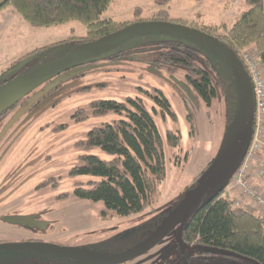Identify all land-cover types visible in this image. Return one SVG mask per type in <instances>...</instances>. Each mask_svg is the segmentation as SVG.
Listing matches in <instances>:
<instances>
[{"label":"rangeland","instance_id":"rangeland-1","mask_svg":"<svg viewBox=\"0 0 264 264\" xmlns=\"http://www.w3.org/2000/svg\"><path fill=\"white\" fill-rule=\"evenodd\" d=\"M194 2L113 0L103 18L130 24L153 20L157 11L166 10L170 19L191 26V23L180 20V17L188 21L191 19L190 9ZM136 8L141 9L139 17L134 14ZM86 32L87 27L77 21L50 27H33L13 7L5 4L0 10V79L28 58L27 55H31L33 50L72 37H84ZM158 39L137 38L95 63L62 73L37 88L28 99L0 118V142L3 144L0 179L5 184L7 194L5 212L17 216L32 212L38 215L39 223L46 224L44 228L33 226L29 231L12 223L0 222L2 241L23 243L36 235L45 243L56 241L79 251L80 259H73L77 263L67 258L51 257L60 264H103L105 260L115 259L149 238L178 197L191 186L194 177L215 157L232 117V113L226 117L224 93L220 90L218 99L206 107L186 83L183 70L175 77L170 76L163 67H156L153 62L162 51L156 44ZM57 49L60 51L64 47ZM244 52L258 55L254 46L241 49L239 53ZM52 53L47 52L46 58L49 59ZM202 59L197 61L202 64ZM220 68L228 79L227 71L222 66ZM225 87L223 91L228 90L232 99L231 107H234L236 100L232 84H226ZM154 88L162 90L168 98L174 116L166 114L164 117L155 113L156 103L151 96ZM129 99L142 101L153 115L164 141L167 175L161 186V195L152 207L137 215L120 217L108 210L102 202L78 198L74 194L75 181L86 182L95 178L73 176L71 170L82 153L76 143L84 140L92 128L119 120L113 113L93 115L89 104L98 100H114L126 103L130 110H136ZM80 110L87 111L89 118L84 119L79 114ZM167 131L179 132L181 136L180 146L175 150L167 144ZM237 145L231 156L237 153ZM174 152L180 157L174 155L172 158ZM91 154L110 159L98 149L91 151ZM263 155L259 154L248 173L250 187L254 191L258 190L252 184L264 181L257 174ZM53 180H58V184L52 183ZM43 182L47 184L38 189V185ZM29 189L31 192L38 190L29 197L31 193L26 192ZM223 192L224 198L232 197L234 202L240 201L241 206L247 205L249 210L238 208L264 215L259 206L242 195L241 189L229 191L227 187ZM258 192L264 195L263 191ZM174 238L175 232L167 237L172 244ZM157 250H165L163 243L155 246L151 252L121 264H148L149 256ZM0 253L12 258L6 264H19L15 258L38 261L43 257L31 249H2ZM165 254L168 252L165 251L151 263H164ZM86 259L94 261L84 262ZM218 261L211 264L236 262L233 259L231 263ZM241 264H253V261H241Z\"/></svg>","mask_w":264,"mask_h":264},{"label":"trees","instance_id":"trees-1","mask_svg":"<svg viewBox=\"0 0 264 264\" xmlns=\"http://www.w3.org/2000/svg\"><path fill=\"white\" fill-rule=\"evenodd\" d=\"M112 1L8 0L6 4L13 7L22 19L33 27L64 25L72 21L80 22L87 27L84 37H72L33 50L31 55H36V59L14 74L31 70L39 61H50L77 44L97 40L126 26V23L103 18ZM246 3L248 9L238 17L231 28L224 25H201L194 28L217 37L238 55L241 49L254 46L264 66V0H246ZM134 14L139 17L141 9L136 8ZM153 20L184 24L170 19L166 10H159ZM156 44L162 48L158 58L153 62L156 67H163L170 76L175 77L183 70L186 83L192 87L206 107H210L218 99L221 90L226 102V117L228 113H232L233 116L231 96L228 90L227 93L223 91L226 84L232 83V77L224 65L197 47L178 40L159 38ZM62 46L64 49L56 50V47ZM49 51L53 53L47 59ZM53 55L55 57H52ZM202 58L204 62L200 64L197 59ZM221 66L227 71L228 79L221 72ZM6 76L12 78V75L7 73ZM2 80L0 79V85ZM232 89L236 100L234 88ZM153 91L154 94L151 96L156 103L155 113L164 117L166 114L174 116L170 110V102L162 90L154 88ZM129 101L135 105L136 110H130L126 103L114 100H98L89 104L93 115L105 116L113 113L119 120L92 128L84 140L76 143V147L82 153L71 170L73 176L95 178L86 182L75 181L74 194L78 198L95 203L102 202L108 210L120 217L137 215L152 207L161 195V186L167 175L164 141L153 115L142 101L134 99ZM79 114H82L84 119L90 116L85 110H80ZM180 140L179 132L167 131L166 141L171 149H177ZM95 149L108 155L110 159H102L91 154ZM174 155H177L176 152L172 154V158ZM198 178L199 176H196L193 179L191 186L178 197L173 207L196 186ZM234 203L232 197L218 196L201 206L184 227V242L187 245H194L200 253L207 249H220L243 257L241 259L244 261L252 260L256 264H264V215L244 211L234 206ZM165 217L166 215L163 219Z\"/></svg>","mask_w":264,"mask_h":264},{"label":"water","instance_id":"water-1","mask_svg":"<svg viewBox=\"0 0 264 264\" xmlns=\"http://www.w3.org/2000/svg\"><path fill=\"white\" fill-rule=\"evenodd\" d=\"M7 1L0 0V8ZM143 37L178 40L193 45L205 54L217 59L232 77L231 84L236 94L234 114L226 127L215 157L198 178L196 186L187 192L183 199L171 209L146 241L115 259L105 260L106 262L103 264H121L139 257L154 248L175 230L177 242L181 250H184L186 243L183 241V230L189 219L201 206L217 198L235 175L250 147L255 124L253 86L240 56L225 42L192 26L160 20L136 21L97 40L77 44L50 61H39L31 70L19 73L0 85L1 117L30 93L54 77L73 68L95 63L122 45ZM34 59H36V55L29 56L9 70L7 74L14 73ZM237 143L239 146L237 153L231 156ZM5 219L11 223H23L24 219L27 218L10 216ZM0 249H31L52 257L80 259V253L75 248L40 242L3 244ZM208 252L243 258L220 249H208ZM86 261L92 262L94 260L86 259Z\"/></svg>","mask_w":264,"mask_h":264},{"label":"flooded vegetation","instance_id":"flooded-vegetation-1","mask_svg":"<svg viewBox=\"0 0 264 264\" xmlns=\"http://www.w3.org/2000/svg\"><path fill=\"white\" fill-rule=\"evenodd\" d=\"M5 6V5H4ZM2 6L0 8V10L4 7ZM29 69V68H28ZM27 69V70H28ZM26 71V70H25ZM15 73V72H14ZM9 74V75H12V78L18 74ZM14 75V76H13ZM12 78H7V76L5 78H3L2 80V83L5 82V81H8ZM36 91V90H35ZM35 91H33L32 93H34ZM30 93V94H32ZM30 94L25 97V100L29 98ZM164 94V93H163ZM165 96V94H164ZM166 97V96H165ZM167 98V97H166ZM168 99V98H167ZM24 100V99H23ZM24 100V101H25ZM21 102V101H20ZM2 142H0V171H1V165H2V158H3V154H2ZM179 155V154H177ZM180 157V155H179ZM212 161V160H211ZM209 163L205 166V168L196 176H199L204 172V170L208 167ZM195 176V177H196ZM194 177V178H195ZM52 183H54L55 185L58 184V180H53ZM47 184L46 183H41L38 185V189L39 188H44V186ZM37 189V190H38ZM5 184L4 183H1V179H0V222H4V223H11V222H8L6 221L5 218L7 217H10V216H17V215H7V213L5 212V205H6V200H7V194H5ZM37 190H34V192L32 191L31 192V189H29L28 191L26 192H29L31 193L29 195V197H32L34 194L37 193ZM33 194V195H32ZM20 217H24V218H27V219H24L25 221H23V223H12L13 225H17L18 227H20L21 229H26V230H29L31 231L33 229V226H37V227H45L46 224H43V223H39L38 220H37V217L38 215L35 214V213H32V212H27L25 213L24 215H19ZM18 217V216H17ZM162 222V220H161ZM160 222V223H161ZM159 223V224H160ZM158 227V226H157ZM155 231V230H154ZM175 234H176V239L173 240V244L172 242L169 241V239H167V237H165L160 243L158 244H161L163 243V247L165 250L163 251H155L151 256H149V260L148 264H152L151 262L156 260L157 257H160L161 254H163L165 251L166 253L168 252V254L166 255L165 254V259L166 261H164V263H158V264H211V263H214V262H217L219 259L222 260V261H218V263H221L223 261H226L228 263H231L232 259L233 260H236V262H234L233 264H241V261H244L242 260L241 258H238L236 256H229V255H225V254H222V253H213V252H208V249L207 250H204L205 252L204 253H200L199 252V249L196 248L194 245H187L186 243V247L184 250H181V247L180 245L178 244L177 242V233H176V230L174 231ZM173 233V232H172ZM152 235V234H151ZM148 239V238H147ZM147 239H145L144 241H146ZM143 241V242H144ZM167 241L170 242V244L167 243ZM184 241V239H183ZM24 242H35V243H45L42 241L41 238H38L36 235L33 237V238H30ZM3 244H16V243H9V242H5V241H2L0 239V246L3 245ZM45 244H55V245H60V246H64L65 244L64 243H57L56 241H50L49 243H45ZM142 244V243H141ZM157 244V245H158ZM156 245V246H157ZM2 249H0L1 251ZM153 250V248L151 250H149L148 252H151ZM147 252V253H148ZM43 257L38 260V261H35L34 259H31L30 261L26 260V261H22V260H19V259H16L15 260L19 263V264H60L59 262H56L54 260L51 259L52 256H49V255H46V254H42ZM54 258H57V257H54ZM12 258H7L5 256V254H1L0 253V264H6L8 261H10ZM58 259V258H57ZM65 259V258H63ZM68 259V258H67ZM70 260V259H69ZM72 261H74L75 263H77L75 260L71 259ZM91 260V259H90ZM241 260V261H240ZM84 262H87L86 260H84ZM240 262V263H239ZM11 263V262H10ZM232 264V263H231Z\"/></svg>","mask_w":264,"mask_h":264},{"label":"built area","instance_id":"built-area-1","mask_svg":"<svg viewBox=\"0 0 264 264\" xmlns=\"http://www.w3.org/2000/svg\"><path fill=\"white\" fill-rule=\"evenodd\" d=\"M242 62L244 63L254 91L255 100V124L254 133L250 143V147L247 154L235 173L232 181L228 186L229 191H233L235 188H239L242 191V195L249 198L251 202L259 206L264 213V195L258 191H254L250 187V181L248 179V173L252 169L254 162L259 154H264V66L260 62L259 56L250 52L240 53ZM257 174L259 177L264 178V158L260 163ZM240 201L235 202L236 207L241 206ZM244 210L247 209L245 205ZM262 214V213H261Z\"/></svg>","mask_w":264,"mask_h":264},{"label":"crops","instance_id":"crops-1","mask_svg":"<svg viewBox=\"0 0 264 264\" xmlns=\"http://www.w3.org/2000/svg\"><path fill=\"white\" fill-rule=\"evenodd\" d=\"M191 4V19L180 20L191 23L192 27L197 28L201 25L233 27L238 17L245 12L248 7L246 0H194ZM158 12V11H157ZM264 156V155H263ZM258 191H263L264 181L252 184ZM261 187V188H260ZM248 261V260H247ZM252 261V260H250ZM249 261V262H250ZM253 264H256L253 262Z\"/></svg>","mask_w":264,"mask_h":264}]
</instances>
